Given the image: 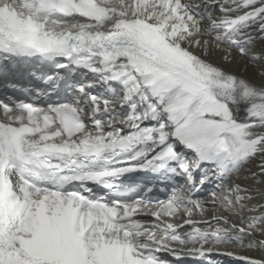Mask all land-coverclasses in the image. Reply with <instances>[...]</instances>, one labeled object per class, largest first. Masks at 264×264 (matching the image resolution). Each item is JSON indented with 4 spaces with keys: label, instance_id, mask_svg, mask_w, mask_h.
I'll list each match as a JSON object with an SVG mask.
<instances>
[{
    "label": "snow or ice",
    "instance_id": "snow-or-ice-1",
    "mask_svg": "<svg viewBox=\"0 0 264 264\" xmlns=\"http://www.w3.org/2000/svg\"><path fill=\"white\" fill-rule=\"evenodd\" d=\"M0 81V264H264V0H0Z\"/></svg>",
    "mask_w": 264,
    "mask_h": 264
},
{
    "label": "rangeland",
    "instance_id": "rangeland-1",
    "mask_svg": "<svg viewBox=\"0 0 264 264\" xmlns=\"http://www.w3.org/2000/svg\"><path fill=\"white\" fill-rule=\"evenodd\" d=\"M204 195L206 196V193ZM223 262H230L231 264H234V261L231 258H226Z\"/></svg>",
    "mask_w": 264,
    "mask_h": 264
},
{
    "label": "bare ground",
    "instance_id": "bare-ground-1",
    "mask_svg": "<svg viewBox=\"0 0 264 264\" xmlns=\"http://www.w3.org/2000/svg\"><path fill=\"white\" fill-rule=\"evenodd\" d=\"M255 163H258V161L257 162H253V165H252L253 167H254ZM180 183L183 184L184 181L181 180ZM222 264H231V263L230 262H222Z\"/></svg>",
    "mask_w": 264,
    "mask_h": 264
}]
</instances>
